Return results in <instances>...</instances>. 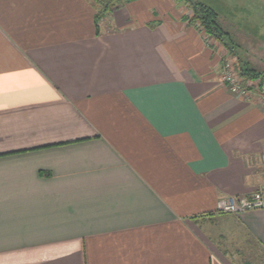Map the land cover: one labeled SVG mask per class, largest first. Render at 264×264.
Returning <instances> with one entry per match:
<instances>
[{"label":"crops","instance_id":"crops-1","mask_svg":"<svg viewBox=\"0 0 264 264\" xmlns=\"http://www.w3.org/2000/svg\"><path fill=\"white\" fill-rule=\"evenodd\" d=\"M196 1L264 69V0ZM189 14L0 0V264H264V209H216L264 193V111Z\"/></svg>","mask_w":264,"mask_h":264},{"label":"trees","instance_id":"trees-1","mask_svg":"<svg viewBox=\"0 0 264 264\" xmlns=\"http://www.w3.org/2000/svg\"><path fill=\"white\" fill-rule=\"evenodd\" d=\"M95 11L94 27L99 32V22L106 17L112 9L119 4L120 0H87ZM182 2L190 11L185 19L192 25H197L205 34L221 44L227 54L234 57L239 65L236 67L243 81L250 79H264V71H257L243 61L240 55V45L235 41L230 32L221 24L218 14L206 4L196 0H177Z\"/></svg>","mask_w":264,"mask_h":264},{"label":"built area","instance_id":"built-area-1","mask_svg":"<svg viewBox=\"0 0 264 264\" xmlns=\"http://www.w3.org/2000/svg\"><path fill=\"white\" fill-rule=\"evenodd\" d=\"M228 64L222 65L221 80L226 85L230 93L237 98L251 99L255 98L259 108L264 111V86L255 84L243 86L240 79L231 71ZM216 209L220 213L240 214L248 210L264 209V193L261 191L254 192L249 197L236 198L234 196H223L219 198Z\"/></svg>","mask_w":264,"mask_h":264},{"label":"rangeland","instance_id":"rangeland-1","mask_svg":"<svg viewBox=\"0 0 264 264\" xmlns=\"http://www.w3.org/2000/svg\"><path fill=\"white\" fill-rule=\"evenodd\" d=\"M251 40H254V39H259L257 37H254V38H249ZM264 39V38H262ZM250 49L249 45L247 43H245L242 47H240V55L244 58V57H247V50ZM229 56V55H228ZM223 63L224 64H228L230 65L231 67L229 68L231 71L235 72V75L240 79L241 83L243 86H250L251 85H255L258 83V85H260L259 87H262L264 86V79H261L260 77L257 78V79H250V80H245L243 81V79H241V77L239 76L238 74V71H237V68H236V60H234V57H231L229 56V59L226 60L224 59L223 60ZM252 68H255L257 71H264V69L262 68H256V67H253L251 66Z\"/></svg>","mask_w":264,"mask_h":264}]
</instances>
